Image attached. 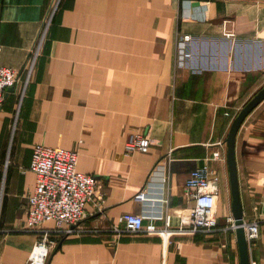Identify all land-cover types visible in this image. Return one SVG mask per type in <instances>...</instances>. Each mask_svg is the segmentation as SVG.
<instances>
[{
  "label": "crops",
  "instance_id": "crops-1",
  "mask_svg": "<svg viewBox=\"0 0 264 264\" xmlns=\"http://www.w3.org/2000/svg\"><path fill=\"white\" fill-rule=\"evenodd\" d=\"M50 1L0 0V64L19 77L0 111V264H25L41 229L25 230L38 143L78 151L77 169L96 175L104 196L80 223L94 231L64 237L48 264H240L235 229L159 236L113 227L144 205L158 209L136 199L143 189L157 198L163 188L171 213L190 210L185 182L204 164L219 176L220 226L233 218L226 139L264 86V0H64L29 72ZM183 34L192 58L180 66ZM135 134L152 140L148 152L125 153ZM236 160L244 221L259 222L250 262L264 264V100L238 131Z\"/></svg>",
  "mask_w": 264,
  "mask_h": 264
},
{
  "label": "built area",
  "instance_id": "built-area-1",
  "mask_svg": "<svg viewBox=\"0 0 264 264\" xmlns=\"http://www.w3.org/2000/svg\"><path fill=\"white\" fill-rule=\"evenodd\" d=\"M64 0H51L46 15L26 65L30 72L49 29L59 12ZM225 36H234L233 26H224ZM190 34H183L176 46V63L184 66L192 58ZM0 45V53H1ZM19 80L18 71L0 64V111L3 108L7 90ZM152 140L143 134L131 135L125 144V153H146L151 147ZM78 151L60 146H48L42 143L33 147L29 169L35 173L36 186L34 192L28 196L25 213V230L31 231L41 228L37 241L33 245L25 264H48L52 252L60 241L69 235L91 233L80 223L86 217V205L90 202L102 204L104 196L99 195L98 178L94 174L80 172L77 169ZM214 159H220V152H215ZM219 176L215 169L208 164L201 165L190 172L185 182L186 193L193 198L194 205L187 212L176 214L167 211V199L163 188L157 198H150L143 189L136 195V199L143 202H157L158 209L150 210L144 205L143 213H126L120 221L123 226H114L117 234L147 232L159 236L175 234H212L219 230L235 229L234 219L229 217L227 224L220 226L216 214V199L218 195ZM165 220L161 227H147L144 224L146 216ZM176 217V222H174ZM50 224V225H49ZM245 234L249 244L259 238V222H245Z\"/></svg>",
  "mask_w": 264,
  "mask_h": 264
},
{
  "label": "water",
  "instance_id": "water-1",
  "mask_svg": "<svg viewBox=\"0 0 264 264\" xmlns=\"http://www.w3.org/2000/svg\"><path fill=\"white\" fill-rule=\"evenodd\" d=\"M264 100V86L261 88L240 110L233 120L227 139V166L230 180V188L232 195V213L235 225V232L237 237V244L239 250L240 264H251L249 255V243L245 234L243 206L240 197L237 160H236V139L238 131L243 124L246 117L251 111L257 107Z\"/></svg>",
  "mask_w": 264,
  "mask_h": 264
}]
</instances>
